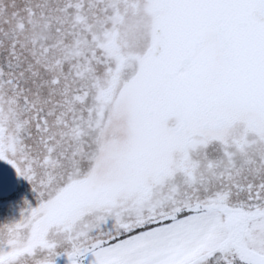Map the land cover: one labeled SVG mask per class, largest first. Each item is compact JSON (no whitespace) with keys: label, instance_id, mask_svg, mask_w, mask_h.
<instances>
[{"label":"snow or ice","instance_id":"snow-or-ice-1","mask_svg":"<svg viewBox=\"0 0 264 264\" xmlns=\"http://www.w3.org/2000/svg\"><path fill=\"white\" fill-rule=\"evenodd\" d=\"M0 264H264V0H0Z\"/></svg>","mask_w":264,"mask_h":264},{"label":"flooded vegetation","instance_id":"flooded-vegetation-1","mask_svg":"<svg viewBox=\"0 0 264 264\" xmlns=\"http://www.w3.org/2000/svg\"><path fill=\"white\" fill-rule=\"evenodd\" d=\"M23 198L31 199L32 197L30 186L26 181L22 180L15 192L10 196H5L3 200H0V223L19 218V209Z\"/></svg>","mask_w":264,"mask_h":264},{"label":"rangeland","instance_id":"rangeland-1","mask_svg":"<svg viewBox=\"0 0 264 264\" xmlns=\"http://www.w3.org/2000/svg\"><path fill=\"white\" fill-rule=\"evenodd\" d=\"M92 259H94V258L91 256V254H88V256L85 259L84 264H88V261L92 260ZM56 264H66V257H64V256L56 257Z\"/></svg>","mask_w":264,"mask_h":264}]
</instances>
